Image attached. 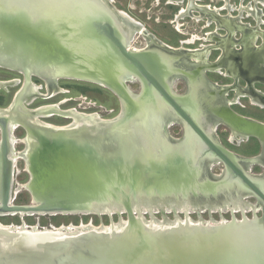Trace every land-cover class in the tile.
I'll return each instance as SVG.
<instances>
[{"label": "water", "instance_id": "obj_1", "mask_svg": "<svg viewBox=\"0 0 264 264\" xmlns=\"http://www.w3.org/2000/svg\"><path fill=\"white\" fill-rule=\"evenodd\" d=\"M132 23L101 0H0V66L20 70L27 81L34 74L95 82L121 100L112 119L93 124L72 113L74 121L67 126L41 121L39 107L24 105L29 100L22 91L0 107V214L118 215L100 229L81 231L0 227V264H264V176L249 170L252 163L264 165V122L195 98L197 111L193 92H173L172 70L168 73L159 54L127 45L123 24ZM129 77L139 80V94L125 85ZM13 83L0 81V86ZM175 120L185 128L183 138L167 132ZM220 122L236 141L257 138L261 155L240 157L219 144L212 130ZM12 123L26 131L18 155L29 173L23 185L31 195L29 204L12 203ZM198 143L201 153L193 158ZM213 162L223 164L220 175L208 171ZM240 190L260 200L259 216L254 211L249 219L242 210L237 219L230 208V220H202L197 209L199 219L189 217V203L199 208L206 199L243 202ZM159 201L171 209H152Z\"/></svg>", "mask_w": 264, "mask_h": 264}, {"label": "rangeland", "instance_id": "obj_2", "mask_svg": "<svg viewBox=\"0 0 264 264\" xmlns=\"http://www.w3.org/2000/svg\"><path fill=\"white\" fill-rule=\"evenodd\" d=\"M107 9H112L115 12H122L126 18L131 22L139 24L137 32L133 34V37L128 42L129 47H134L139 50H143L151 45L153 39L158 43L156 49L165 55L176 56L180 53L168 51L164 48L167 45L170 48L181 49L187 47L200 48L202 44L203 50L206 49L205 45L213 44L215 40L206 35L204 32L218 31L222 33L224 31L216 29L217 22L230 21L228 16H237L243 21H249L251 23H257L255 17L247 18L245 16V10L237 12L241 6L252 5V7L260 8L264 12V4L262 0H101ZM170 2V3H168ZM232 7L231 10L226 8V3ZM201 7L202 12L196 7ZM110 7V8H109ZM184 8V13H180ZM219 9L218 12L214 11ZM216 12V13H215ZM237 12V13H236ZM201 18L197 19V16ZM264 16V15H263ZM218 19V20H216ZM223 19V20H222ZM238 19V21H239ZM255 19V20H253ZM264 19V18H263ZM209 21V22H208ZM132 25V24H131ZM123 28L127 30V25L123 24ZM124 29V30H125ZM139 30V31H138ZM135 35V36H134ZM188 40V41H187ZM163 45V46H161ZM160 47V48H159ZM210 55L214 54V50ZM209 52V50H208ZM210 59V58H209ZM206 77L213 83L220 86L219 91L223 95L222 98L226 99L230 104L229 108L236 113L249 117L260 122H264V104L255 103L251 100V97H258V95H251L247 92L237 93V89L233 87V79L227 76L226 73H214L206 72ZM0 81H14L11 85L0 86V107H7L16 94L22 91L23 97L26 93L30 94L33 88L37 94L29 99V103L24 105L28 109H33L47 104H57V107L61 110H72V113L78 114L82 117L84 114H94L90 116L96 120L112 119L116 117L121 110L120 97L104 85H100L95 82L74 79V78H56L48 79L39 75H30L29 80H25L23 72L15 70L5 66H0ZM242 84V81L238 82ZM57 84V85H56ZM59 85V86H58ZM129 91L133 94H139L141 86L138 80L127 81L125 84ZM57 86V87H56ZM223 86V87H222ZM228 86H230L228 88ZM38 87V88H37ZM59 87V89H58ZM210 87V86H209ZM254 87L259 92L264 93V84L255 83ZM62 88V89H61ZM173 92L177 95H184L187 93V86L185 80L182 77L173 79L171 83ZM224 88V89H221ZM38 89V90H37ZM65 89V90H64ZM227 92V93H226ZM46 93V94H45ZM43 94V95H42ZM45 94V95H44ZM238 97V98H237ZM60 102V103H59ZM56 107V108H57ZM24 111L22 110L21 113ZM16 113V112H15ZM82 114V115H81ZM79 117V118H80ZM98 118V119H97ZM40 120L52 124L55 126H67L74 121L72 116H65L58 112H53L52 115L40 117ZM85 119H81L84 121ZM91 120V119H90ZM87 121V120H85ZM80 123V122H78ZM169 136L173 139L183 138L185 135V128L180 121H174L167 127ZM12 134L15 138L13 142L14 151L17 153L15 159V173H14V194L12 197V203L14 204H29L31 200L30 192L23 186L29 179V173L26 167V161L22 156L18 155V151L22 152L25 148L23 138L26 136L25 128L22 125H16ZM213 138L225 147L233 154L240 157H257L262 153V146L257 138L249 137L243 138L239 141L232 139L231 129L220 122L212 130ZM238 138V136H236ZM223 169V164L220 162H213L209 168V172L220 175ZM250 173L255 176H264V165L261 162H255L249 166ZM211 181V178L208 179ZM21 186V187H20ZM238 195L239 192L237 191ZM230 197L233 195L229 193ZM245 198V199H244ZM244 201H247L253 205H257L259 201L253 195L245 196ZM227 199V198H226ZM229 203V207L237 205L242 207V201H236L227 199L225 202ZM259 206H255V210L249 209L244 213L247 218H252L253 212L256 211V215L261 214ZM258 209V210H256ZM201 219L216 221L230 220L231 212L226 211H213L203 210L199 212ZM148 219V214H144ZM179 219L184 218L182 212L177 213ZM123 219H126L125 213L121 214ZM154 216L161 219V213L156 211ZM166 216L169 219H173L172 212H166ZM235 218L241 219L242 213L237 210L234 213ZM189 217L192 220L199 219L198 212L193 211L189 213ZM118 219L117 214H112L111 217L106 213H43V214H1L0 223L4 225H21L25 223L26 229L36 227L38 230L58 228L62 225L77 226L80 224H91L93 226L109 225L110 221L116 222ZM90 221V222H89Z\"/></svg>", "mask_w": 264, "mask_h": 264}, {"label": "flooded vegetation", "instance_id": "obj_3", "mask_svg": "<svg viewBox=\"0 0 264 264\" xmlns=\"http://www.w3.org/2000/svg\"><path fill=\"white\" fill-rule=\"evenodd\" d=\"M196 8L199 9L201 7L199 6ZM183 9L184 8H182L180 13H184ZM199 10L201 13L202 9ZM244 10L245 9H243L242 12ZM237 12L240 11L237 10ZM263 15L264 12L260 17V22L257 21V23H251L245 20L243 21V19L241 20L237 18V16H228L230 21L227 22H217L216 29L224 32L219 33L216 30L208 33L204 32L206 35H209V37L215 40L213 44L205 45L206 49L204 50L201 48L202 44L199 45L200 48L187 47L181 49H174L164 45L166 50L169 49L168 51L180 53L176 56L169 57L172 59V73L169 74V79L172 77V79L182 77L185 80L188 89L187 91L193 92L195 98L203 103L202 105L206 102V104H214L215 106H229L230 104L227 100L222 98L223 95L221 93H223V91L218 90L220 86L214 82L212 83L205 75L206 72L220 74L226 73L227 76H230L233 79V87L230 89L235 88L239 92H247L251 95H258L260 97L259 99L264 102V93L261 91L259 92L254 87L255 83L264 84ZM241 16L243 17L244 13H242ZM245 16L247 18L254 17L252 15H248V11L246 10ZM132 24L135 27L139 26L135 23ZM154 42L156 41L153 39V42L147 47V49L155 52L157 51L156 47L158 46V43L156 44ZM211 50H214L213 55H210L212 52ZM239 81H242L243 85L239 84ZM28 95L29 94L26 93L24 99Z\"/></svg>", "mask_w": 264, "mask_h": 264}, {"label": "bare ground", "instance_id": "obj_4", "mask_svg": "<svg viewBox=\"0 0 264 264\" xmlns=\"http://www.w3.org/2000/svg\"><path fill=\"white\" fill-rule=\"evenodd\" d=\"M263 4H264V0H262L261 1ZM226 8H228L229 10H231L232 9V7L228 4V2L226 3ZM243 9H245L246 11H248V15H252V16H254L256 19H257V21H259L260 22V17H261V15L263 14V10H261L260 8H258V9H256L255 7H252V5H248V6H241L240 8H239V11H240V13H242L241 11L243 10ZM218 10L219 9H216V10H214V11H216V12H218ZM215 12V13H216ZM126 15V14H125ZM241 15V14H240ZM199 18H201V15L198 17L197 16V19L199 20ZM130 20V19H129ZM209 22V21H208ZM263 22V21H262ZM127 25V30H126V34H124V36H125V38H126V36H127V38L125 39V42L127 43V45H128V42H129V40H131L132 39V37H133V34L135 33V32H137L136 30H137V28H139V26L136 28L135 26H132V25H129V24H126ZM251 25V24H250ZM259 26V25H258ZM251 28V27H250ZM139 31V30H138ZM235 33V32H234ZM128 36H129V38H128ZM135 36V35H134ZM256 38V37H255ZM188 41V40H187ZM130 43V42H129ZM130 48H132V47H130ZM133 49H135V50H139V49H136V48H134L133 47ZM155 53H157V54H159V56L161 57V60H162V62H165L167 65H169V71H168V73H170V71L172 70V68H171V59L169 58L171 55H165L164 53H162V52H159L158 50L157 51H155ZM218 65V64H217ZM129 80H134L135 79V77H132V78H128ZM191 79V78H190ZM57 85V84H56ZM59 86V85H58ZM57 87V86H56ZM38 88V87H37ZM35 89H36V87L35 88H33V91L25 98L26 100H29V99H31L32 97H34L36 94H37V92L38 91H35ZM58 89H59V87H58ZM62 89V88H61ZM222 89V88H221ZM38 90V89H37ZM65 90V89H64ZM237 91V93L236 94H239L240 92L238 91V90H236ZM227 93V92H226ZM46 94V93H45ZM44 94V95H45ZM43 95V94H42ZM124 96L122 95V98H123ZM238 98V97H237ZM191 100L193 99V101H191L192 102V105L195 107V109L196 108H200V103L199 102H197V100L195 101L194 99H195V97H192V98H190ZM251 100H253L255 103H258V104H264V102L261 100V99H259L258 97H251ZM60 103V102H59ZM57 107V104H47V105H42V106H40L37 110H36V112L38 113V114H42V116H48V115H52V113L53 112H58L59 114H63V115H67V116H71V114H72V110H61L60 108H56ZM197 110V109H196ZM198 111V110H197ZM199 111H201V110H199ZM196 114H197V116H198V112H196ZM82 115V114H81ZM92 115H95V113L94 114H84L82 117L83 118H85V117H87V118H89V119H91L92 120V122H93V124H100V123H102L104 120H100L101 122H99L98 120H96L95 118H96V116H94L95 118H93V117H91L90 118V116H92ZM203 116V114L201 113V115H199L198 117H202ZM203 117H205V116H203ZM204 119V118H203ZM105 120H108V119H105ZM207 123V122H206ZM16 124L17 123H12V127L13 128H15L16 127ZM206 125H208V124H206ZM208 127H209V131L211 132V130L212 129H210V127H211V125H208ZM155 128V127H154ZM14 140H15V138H14ZM14 140H13V142H14ZM189 140H191V137H190V139ZM240 139H238L237 141H239ZM193 141H194V139H193ZM13 142H12V144H13ZM14 149V148H13ZM201 149H202V147L200 146V144L198 143V144H195V147L193 148V150H192V152H193V154H191L190 153V150H189V154H191V156H193V158H196L200 153H201ZM18 153H19V151H18ZM206 155H208V156H211V157H209V158H213V156L210 154V153H206ZM17 156V153L15 152L14 153V156H12L13 157V159H14V163H15V159L17 158L16 157ZM24 185V184H23ZM21 187V186H20ZM15 189V188H14ZM241 191V190H240ZM240 191H238L239 192V194H240V196H239V198H241V197H245V196H250V195H247L248 193L247 192H240ZM230 193V192H229ZM254 196V195H253ZM219 198V197H218ZM245 199V198H244ZM258 200V199H257ZM241 201H242V198H241ZM259 201V203L257 204V205H253V204H251V203H249V202H247V201H244L243 200V204H242V207H238L237 205H235V206H233L232 207V209L231 210H235V211H237V210H239V211H242L243 210V212L245 213L246 211H248L249 209H254L255 210V206H259L258 208H260V200H258ZM197 203V202H196ZM196 203L195 202H193V204H192V202L191 203H189L188 205H187V209L189 210V211H192L193 212V210L194 209H197L198 211H203V210H206L207 209V207H209L210 208V212H213V211H217V210H221V211H226L227 209H230V207H229V203L226 201H224L222 198H219V200H210V199H206V200H201L200 201V207L199 208H195V206H196ZM199 203V202H198ZM195 204V205H194ZM152 209H154V210H159V208H162V209H164V210H170L171 209V206H170V204H168V203H166V202H161V201H159L158 203H154V204H152ZM113 209H115L114 207H112ZM141 208L143 209V210H145V209H147V206L146 205H144V204H141ZM175 208L177 209V210H179L180 208H179V205H177L176 204V206H175ZM256 210H258V209H256ZM93 211H99V209H94ZM51 213H53V212H51ZM3 214H6V213H3ZM7 214H15V213H13V212H10V213H7ZM20 214H23V213H20ZM41 214H43V212H41ZM1 215V214H0ZM213 220V219H212ZM90 222V221H89ZM155 222L156 223H161L162 221H157V220H155ZM169 222H172V221H169ZM169 222H166V224L165 225H169ZM9 227L10 226V228H12V227H17L18 225H14V224H12V225H4V224H1L0 223V227ZM19 226H21V227H25L26 228V226H25V223H23V224H21V225H19ZM91 227V228H93V227H95L96 229H100L101 228V226L99 227V226H93V225H90V224H80V225H77V226H72V225H68V226H65V225H62V226H60V227H58V228H52L53 230H57V231H60V230H67V231H75V230H77V231H81V230H83V229H86L87 227ZM33 229H35V230H38L36 227H33Z\"/></svg>", "mask_w": 264, "mask_h": 264}]
</instances>
